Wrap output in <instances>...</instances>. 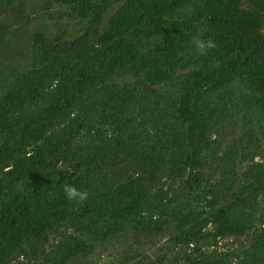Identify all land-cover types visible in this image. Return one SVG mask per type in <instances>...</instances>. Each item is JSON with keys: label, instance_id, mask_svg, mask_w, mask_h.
Segmentation results:
<instances>
[{"label": "trees", "instance_id": "trees-1", "mask_svg": "<svg viewBox=\"0 0 264 264\" xmlns=\"http://www.w3.org/2000/svg\"><path fill=\"white\" fill-rule=\"evenodd\" d=\"M27 8L0 0V264H264V0H35L16 65Z\"/></svg>", "mask_w": 264, "mask_h": 264}, {"label": "rangeland", "instance_id": "rangeland-1", "mask_svg": "<svg viewBox=\"0 0 264 264\" xmlns=\"http://www.w3.org/2000/svg\"><path fill=\"white\" fill-rule=\"evenodd\" d=\"M33 3H35V0H28V8L27 12H29V22L26 26L25 33H20V30H18V25L16 17L12 16L10 23H11V35L7 37V40L5 44L3 45V53H5L6 61H10L16 65L21 64L24 59L27 57V38H28V32L32 30L33 28H38L36 24V20L32 17V13L39 12L40 9L33 8ZM35 12V13H36ZM31 17V18H30ZM35 22V24H33ZM50 30L56 31V27L54 25L49 26ZM75 29H78V26L74 25ZM164 239L162 242L157 243L156 245H151L149 243H140L137 248L134 250L135 253V260L138 258H141V255H144V257L148 258L155 256L160 250H163L162 243H164ZM128 247L124 244H108L104 248H99L94 253L88 255V257L81 259L80 262L82 264H109L112 259H116L118 255H122L124 251H127ZM98 253V254H97ZM138 254V256H137ZM128 262L127 264H134V261ZM111 264V263H110Z\"/></svg>", "mask_w": 264, "mask_h": 264}, {"label": "clouds", "instance_id": "clouds-1", "mask_svg": "<svg viewBox=\"0 0 264 264\" xmlns=\"http://www.w3.org/2000/svg\"><path fill=\"white\" fill-rule=\"evenodd\" d=\"M198 49L200 50H205V49H212L215 48V42L211 39L207 40V41H199L197 44ZM64 193L67 197L68 200H76L79 199L80 201H83L87 198V193L78 190L76 187L72 186V185H65L64 186Z\"/></svg>", "mask_w": 264, "mask_h": 264}]
</instances>
